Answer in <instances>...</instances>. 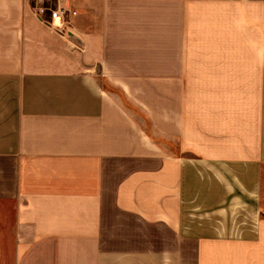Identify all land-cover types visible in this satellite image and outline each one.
<instances>
[{"label":"crops","instance_id":"crops-1","mask_svg":"<svg viewBox=\"0 0 264 264\" xmlns=\"http://www.w3.org/2000/svg\"><path fill=\"white\" fill-rule=\"evenodd\" d=\"M0 0V264H264V0H78L74 50Z\"/></svg>","mask_w":264,"mask_h":264},{"label":"built area","instance_id":"built-area-1","mask_svg":"<svg viewBox=\"0 0 264 264\" xmlns=\"http://www.w3.org/2000/svg\"><path fill=\"white\" fill-rule=\"evenodd\" d=\"M78 0H44L33 7V15L47 29L59 35L74 50H79L71 27L72 3Z\"/></svg>","mask_w":264,"mask_h":264},{"label":"rangeland","instance_id":"rangeland-1","mask_svg":"<svg viewBox=\"0 0 264 264\" xmlns=\"http://www.w3.org/2000/svg\"><path fill=\"white\" fill-rule=\"evenodd\" d=\"M42 1H44V0H40L39 2L37 1V4H41V3H42Z\"/></svg>","mask_w":264,"mask_h":264}]
</instances>
